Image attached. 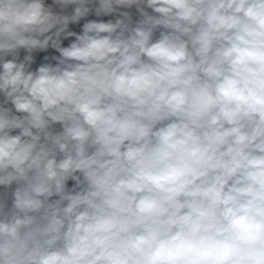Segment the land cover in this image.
<instances>
[{"label":"clouds","instance_id":"1","mask_svg":"<svg viewBox=\"0 0 264 264\" xmlns=\"http://www.w3.org/2000/svg\"><path fill=\"white\" fill-rule=\"evenodd\" d=\"M0 264H264V0H0Z\"/></svg>","mask_w":264,"mask_h":264}]
</instances>
